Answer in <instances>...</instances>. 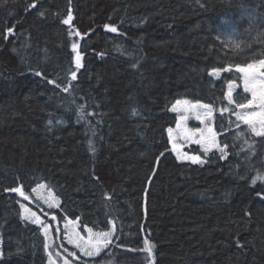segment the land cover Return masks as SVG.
<instances>
[{
  "label": "trees",
  "instance_id": "1",
  "mask_svg": "<svg viewBox=\"0 0 264 264\" xmlns=\"http://www.w3.org/2000/svg\"><path fill=\"white\" fill-rule=\"evenodd\" d=\"M31 3L0 0V264L48 262L11 191L38 185L59 203L35 209L52 228L114 230L87 263L150 264L147 239L155 264H264V181L252 183L264 138L245 143L246 126L229 128L218 109L233 77L210 75L264 59V0H71L72 25L62 23L69 0ZM177 100L217 110L226 158L194 147L204 164L178 160L167 133Z\"/></svg>",
  "mask_w": 264,
  "mask_h": 264
},
{
  "label": "snow or ice",
  "instance_id": "2",
  "mask_svg": "<svg viewBox=\"0 0 264 264\" xmlns=\"http://www.w3.org/2000/svg\"><path fill=\"white\" fill-rule=\"evenodd\" d=\"M39 0H33V3L29 5L28 10L35 8L36 4ZM41 16L44 15L43 12L39 13ZM73 14L71 8V0H69V8L67 10L66 18L62 20V23L65 25H72ZM104 29L106 31L117 33L118 29L114 25L105 24ZM71 35L81 36L79 31H70ZM14 35V28H7L4 33V40L7 41L9 36ZM73 50L78 48L76 43L72 44ZM102 55V54H101ZM81 56L77 53L76 56V68L82 67L80 63ZM240 74L239 79L242 81V84H237L236 80L230 79L227 82V90L225 93V98L227 100V105L218 109L221 116L224 113H229V128L233 125L235 128L240 129L241 126H246V131L241 130L238 133V136L244 138V142L248 143L249 137L251 139H255L256 137L264 138V59H261L257 62L246 63L244 65L237 64L235 66L228 67H219L213 68L210 72V75L214 77H220L222 72H233ZM40 75V73H36ZM71 78L73 80L76 79V72L73 71L71 73ZM50 84L55 85L56 87H60V85L56 84V81H49ZM237 88H241V93L238 94L239 98L234 99L233 93ZM63 91L67 92L68 87L63 88ZM247 94V95H244ZM184 107H181V105ZM234 106V107H233ZM83 110V106H82ZM172 112L180 113V122L177 123L176 129L169 127L167 129L168 138L171 142H173L172 150L176 152L178 159H187L191 161V163H199L204 164L206 161L201 158L200 155H188L187 153H182L181 148L178 146V141L183 139L184 141L191 142L193 144L199 145L204 154L212 152L213 149H216L220 154L221 158H226L225 150L229 147V145L224 143H218L217 141V132L213 130L212 124L214 122V110L211 105H199V104H191L188 101H180L177 100L175 105L170 109ZM189 114H193L196 120H199L201 123H206L204 128L195 127L189 129L187 127V121L190 118ZM234 116L235 120H232L231 117ZM51 123V121L49 122ZM223 131V126H221ZM249 147H252L249 144ZM159 163V160L156 161V164ZM155 175V172L152 173ZM98 179V178H97ZM264 181V174H260L259 172L252 179V183L255 184L256 181ZM38 187H44V185H38ZM12 192L19 193L21 197L25 200L29 199V196L23 191L22 186L15 187L11 189ZM32 192H36V188L31 190ZM260 195V193H257ZM110 198V197H109ZM49 208L59 207V203L53 200H47ZM23 207V205H22ZM27 210V209H26ZM250 215V214H249ZM33 223L41 224L44 227L45 235H48L49 225H45L43 221L40 220L39 217L36 216L35 213H32ZM55 220V216L52 217ZM69 223L72 224V229L68 231L67 238L69 243H74L76 248H78L85 256H98L100 253L107 249L110 245H112L113 240V232H93L92 228L87 229L88 237L85 239L80 235L79 232L75 231V223L74 222H66L64 227L66 229L69 228ZM59 231V229H57ZM239 243V241H237ZM47 247V245H46ZM60 247H63L62 245ZM243 247V245H240ZM67 252V249H64ZM142 251L146 252L149 257L152 256V245H150L147 239L144 240V248ZM2 255V253H0ZM50 258V264H56L54 260H52V252L48 253ZM57 256L60 255L59 252L56 253ZM71 256H75L76 253H69ZM63 264H70V261L67 258H64Z\"/></svg>",
  "mask_w": 264,
  "mask_h": 264
},
{
  "label": "rangeland",
  "instance_id": "3",
  "mask_svg": "<svg viewBox=\"0 0 264 264\" xmlns=\"http://www.w3.org/2000/svg\"><path fill=\"white\" fill-rule=\"evenodd\" d=\"M224 75H229V76L233 77L234 80H236L237 84H242V81H240V79H239V75L240 74L235 73V71H233V72H222L220 77H214L212 75H211V77L213 79V82L215 83L216 81H218ZM240 93H241V88H237L234 91V93H233V98L238 100V98H239L238 94H240ZM244 95H247V94H244ZM190 103L191 104H199V105H207V104H204V103H192V102H190ZM181 107H184V105L182 104ZM173 113H175L178 116V123H179L180 122V119H179L180 113L179 112H173ZM189 116H190V118L187 121V127L189 129L195 128V127L204 128L206 126L207 122L201 123L199 120H196L194 118L193 114H189ZM214 120H215V111H214ZM211 126H212L213 130L216 131L214 122H213V124ZM217 141H218V137H217ZM177 143H178V146L181 148V152L182 153H187L188 155H196V154L191 152L192 148H194V147H199L200 148L199 145L193 144L191 142L184 141L183 139L179 140ZM171 145L173 147V142H171ZM213 151H217V150L213 149ZM174 154L177 157L176 152H174ZM178 160L181 161V162L191 163V161H189L187 159H178ZM192 164H194V163H192ZM198 164L199 163H195V165H198ZM28 196H29V199H27V200H25L23 197L20 196V198L22 200V205H23V207H22V218H23L24 221H26L28 223H31V224H34V225H36V226L41 228L42 234H43V236L45 238V253H46V256H47V259H48L47 264H50V258H49V255H48L49 252L53 253L51 259L54 260L56 262V264H63L64 258H67L70 261V264H93V263H87L86 260L87 259L94 260L96 258H99V257H101V255L106 250H108L109 247L107 249L103 250L100 253V255H98V256H92V257L85 256L78 248H76L74 243H69V241H68L67 234H68V231H70L72 229V224L69 223V228L68 229H66L64 227V225H65L66 222H74L75 223V231L79 232L80 235L82 237H84L85 239H87V237H88L87 229H82L78 222L72 221V220H68L64 224H59V227L56 224L57 227H53V228H52V225L47 224V223H45L43 221V219L37 214L35 209L36 208H40L42 205L48 206V204L46 203L47 200H53L54 199L55 201H57L55 199V197L53 196V194L45 186L44 187H40L39 189L36 190V192H33L32 195H28ZM32 213H35L36 216L39 217L40 220L43 221L45 225H49L50 226L49 229H48V235L47 236L45 235L44 227L41 224H37V223H33L32 222L33 219H34L32 217ZM51 220L52 221H56V220H53V219H51ZM57 229H59V231H57ZM54 230L57 231L58 235L62 236V239L64 240V242L66 243V246L68 248L67 252L64 251V249H66V248L60 247L61 245H63L62 243H60V241H56L57 243L55 242ZM93 232L95 233V232H99V231L93 230ZM112 232H113V235H114V230ZM112 239H113V237H112ZM46 245H47V247H46ZM57 252L60 253L59 256L56 255ZM72 252H75L76 255L75 256L69 255V253H72ZM150 261H151L150 264H155L154 254L153 253H152V256L150 257ZM107 262H110V261H107Z\"/></svg>",
  "mask_w": 264,
  "mask_h": 264
},
{
  "label": "water",
  "instance_id": "4",
  "mask_svg": "<svg viewBox=\"0 0 264 264\" xmlns=\"http://www.w3.org/2000/svg\"><path fill=\"white\" fill-rule=\"evenodd\" d=\"M82 40H83V38H82ZM79 51H80V47H78V48L75 50V52H77V53H79Z\"/></svg>",
  "mask_w": 264,
  "mask_h": 264
},
{
  "label": "bare ground",
  "instance_id": "5",
  "mask_svg": "<svg viewBox=\"0 0 264 264\" xmlns=\"http://www.w3.org/2000/svg\"><path fill=\"white\" fill-rule=\"evenodd\" d=\"M78 47H80V45H78ZM75 51V50H74ZM77 53V52H76ZM79 54H80V56H81V53H80V51H79Z\"/></svg>",
  "mask_w": 264,
  "mask_h": 264
}]
</instances>
